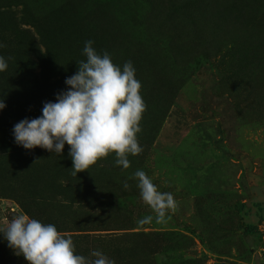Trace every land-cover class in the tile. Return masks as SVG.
I'll use <instances>...</instances> for the list:
<instances>
[{"label": "rangeland", "instance_id": "1", "mask_svg": "<svg viewBox=\"0 0 264 264\" xmlns=\"http://www.w3.org/2000/svg\"><path fill=\"white\" fill-rule=\"evenodd\" d=\"M89 40L135 68L143 151L128 169L110 154L73 176L67 144L25 149L14 126L69 89ZM0 45V229L23 212L87 259L264 264V0H0ZM137 170L177 202L165 222L129 179ZM0 264H28L3 233Z\"/></svg>", "mask_w": 264, "mask_h": 264}, {"label": "clouds", "instance_id": "2", "mask_svg": "<svg viewBox=\"0 0 264 264\" xmlns=\"http://www.w3.org/2000/svg\"><path fill=\"white\" fill-rule=\"evenodd\" d=\"M93 41L85 42L87 60L78 63V72L67 78L69 89L57 96V102H46L42 116L24 119L14 126V137L25 149L40 147L59 155L65 144L70 148L73 176L88 171L110 154L115 164L130 167L129 155H139L143 149L137 134L146 111L141 95V82L136 79L131 61L121 70L105 51L98 54ZM2 46V45H0ZM8 67L0 57V72ZM6 107L0 98V110ZM137 179L143 202L155 213L158 223L165 222L167 214L178 208L171 193H162L142 170L129 179ZM128 189L129 184L124 183ZM146 216L140 223L150 222ZM17 256L28 264H115L102 252L94 250L87 259L76 254L73 240L59 232L53 224H44L23 212L14 215L7 226L0 229Z\"/></svg>", "mask_w": 264, "mask_h": 264}, {"label": "trees", "instance_id": "3", "mask_svg": "<svg viewBox=\"0 0 264 264\" xmlns=\"http://www.w3.org/2000/svg\"><path fill=\"white\" fill-rule=\"evenodd\" d=\"M239 227L242 229V231L245 234L254 232L256 230V226L255 225L247 224V223H245L243 221L240 222Z\"/></svg>", "mask_w": 264, "mask_h": 264}, {"label": "water", "instance_id": "4", "mask_svg": "<svg viewBox=\"0 0 264 264\" xmlns=\"http://www.w3.org/2000/svg\"><path fill=\"white\" fill-rule=\"evenodd\" d=\"M240 207L242 206V205H239Z\"/></svg>", "mask_w": 264, "mask_h": 264}]
</instances>
